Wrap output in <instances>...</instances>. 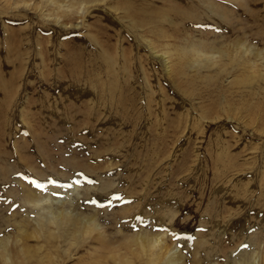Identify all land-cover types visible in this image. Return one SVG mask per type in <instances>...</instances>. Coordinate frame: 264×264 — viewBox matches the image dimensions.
Wrapping results in <instances>:
<instances>
[{
  "label": "rangeland",
  "instance_id": "obj_1",
  "mask_svg": "<svg viewBox=\"0 0 264 264\" xmlns=\"http://www.w3.org/2000/svg\"><path fill=\"white\" fill-rule=\"evenodd\" d=\"M57 1L0 0V264H264V0Z\"/></svg>",
  "mask_w": 264,
  "mask_h": 264
},
{
  "label": "bare ground",
  "instance_id": "obj_2",
  "mask_svg": "<svg viewBox=\"0 0 264 264\" xmlns=\"http://www.w3.org/2000/svg\"><path fill=\"white\" fill-rule=\"evenodd\" d=\"M41 1L42 2H46V3L49 2V3L54 4V5L58 4L57 0H41ZM34 202H35L34 204L36 205L34 207H36V209H38V210H43L44 209V210H46L48 212V214L46 216H42L40 214V216H39L40 219H39V222H38V226H39L40 230L43 232L44 237H47L49 240L56 238V236L53 237L50 234L49 226H52L54 224H64L65 222H66L65 224H67V223H71V221L74 222V218L71 215V213H66L63 210L59 211L58 209H50L47 206L38 205L39 204L38 201H34ZM45 218L48 220V222H47V220L45 221ZM76 219H78V218H75V221H77ZM96 229H97V223L95 222V220L89 221L88 225H87V230H89V231H93L94 230L95 231ZM133 241H135V240H133ZM161 243H162V239L158 238V237L150 238V237H147V236H139V237H137V239L133 243V245L134 244L136 245L134 250H137V252L147 254L148 256H150L152 258L154 257V258L157 259V255L159 257H161V253L159 251V250H162ZM0 245L2 247V252H0V257H2L5 261H8V258H7V254H8V248L7 247H8V244L2 242V243H0ZM133 255H134V253H133ZM164 256L166 257L165 259H167V262H166L167 264H174V263L177 262L175 260H172V257L170 255V251H166ZM119 262H122L121 264H129L130 261L125 263V260H121ZM237 264H243V263L238 262Z\"/></svg>",
  "mask_w": 264,
  "mask_h": 264
},
{
  "label": "snow or ice",
  "instance_id": "obj_3",
  "mask_svg": "<svg viewBox=\"0 0 264 264\" xmlns=\"http://www.w3.org/2000/svg\"><path fill=\"white\" fill-rule=\"evenodd\" d=\"M39 187V185H37ZM114 199H121L120 197H114Z\"/></svg>",
  "mask_w": 264,
  "mask_h": 264
}]
</instances>
